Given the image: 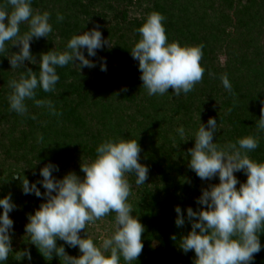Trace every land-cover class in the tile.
<instances>
[{
    "label": "trees",
    "instance_id": "trees-1",
    "mask_svg": "<svg viewBox=\"0 0 264 264\" xmlns=\"http://www.w3.org/2000/svg\"><path fill=\"white\" fill-rule=\"evenodd\" d=\"M1 1L10 10L7 0ZM56 3L58 6L50 7L44 0H31L34 13H50L53 29L48 37H41L47 41L38 54L64 51L73 35L97 27L103 39H109L110 46L97 49L95 56L86 54L94 62L93 68L82 67L79 71L71 63L57 67L59 81L54 92L36 90V98L51 100L56 111L62 113L59 116L51 115L47 107H36L32 100L26 101L28 113L24 116L10 110L6 96L10 91L8 82L18 79L28 68L38 76L40 58L29 67L11 69L10 49L6 47L0 53V125L4 124L0 135V199L11 193L16 208L9 213L14 222L10 235L22 241L7 261L0 264H60L55 254L50 261L46 260L35 245L26 242L28 215L34 214L46 198L24 194L21 182L12 178L17 174L27 176L30 184L36 183L43 193L45 190L38 181L43 179L40 169L45 165L56 166L59 157L74 152L91 161L100 143L117 138L138 140L140 163L149 169L145 184L140 186L135 184L134 174L127 176L132 185L128 201L133 206L132 215L138 216L145 226L143 252L133 264H194V251L184 253L179 248L181 237L191 230L186 209L200 210L203 206L197 199L202 189L219 183L218 176L201 180L188 167L187 151L194 147V133L201 123L207 127L211 117L218 124L213 141L220 145L258 135L259 146L249 156L264 162V132L256 130L264 102V0H56ZM133 7L144 8L143 16L127 20ZM111 12L120 21L107 26ZM151 12L165 17L169 43L204 45L203 80L187 94L176 96L169 88L164 95L150 96L143 87L139 62L133 59L130 50L141 38L138 29ZM57 13L63 15V21H57ZM55 33L60 37L58 42ZM34 41L36 49L34 46L33 49L37 52L39 39ZM57 43L60 47L55 48ZM106 56L113 59L112 64L102 71L101 60ZM222 74H227L235 95L223 87ZM32 116L36 119H31ZM94 124L100 127L94 130ZM181 126L185 129L184 140L176 131ZM38 135L43 136V142H38ZM54 173L55 170V177ZM234 175L240 183L246 182L243 171ZM176 206L185 217L181 227L175 224ZM2 211L0 208V214ZM108 216L113 221L115 213ZM173 235L175 241L171 239ZM260 243L261 251L250 264H264V232L260 233ZM57 245H63L70 256L81 255L78 246L69 247L59 239ZM25 249L30 251L31 260L27 257L16 260L15 253Z\"/></svg>",
    "mask_w": 264,
    "mask_h": 264
},
{
    "label": "clouds",
    "instance_id": "clouds-1",
    "mask_svg": "<svg viewBox=\"0 0 264 264\" xmlns=\"http://www.w3.org/2000/svg\"><path fill=\"white\" fill-rule=\"evenodd\" d=\"M7 5L11 6L10 10L7 6L0 7V53L7 50L6 42H11V46L19 47L18 52L8 57L11 69L23 68L26 60L35 64L30 41L48 37L52 32L50 13H34L31 0H7ZM63 19V15L57 13V21ZM164 20L158 12L148 14L146 22L138 29L141 38L130 50L131 55L139 62L140 79L148 95H164L169 88L176 96L187 94L203 80L204 45L169 43ZM25 23L28 30L21 34L20 26ZM105 44L109 41L103 39L97 27L73 35L64 51L41 54L38 76L28 68L18 79L8 82L12 90L8 96L10 110L24 116L28 113L26 101L32 100L36 107H47L51 115H62L51 100L37 99L36 90L55 91L59 81L57 67L63 68L70 63L79 71L82 67H95L82 49L87 50L88 56H95L96 50ZM101 70L106 71L103 63ZM220 80L232 93L227 74H222ZM260 112L257 133L264 132V102ZM176 131L184 140L185 129L181 126ZM217 131V121L210 117L207 127L201 123L194 133V147L187 151L188 167L201 180L218 176L219 183L202 189L197 199L203 206L200 210L186 209L191 230L181 237L179 248L184 253L194 251V264H250L254 255L261 251L260 233L264 232V162L254 161L249 156L258 148L259 137L247 135L234 143L220 145L213 141ZM37 139L43 142L42 135ZM140 154L141 147L136 139H107L96 148L94 159L81 163L83 178L69 172L62 179H56L53 171H58L57 166L49 163L41 168L43 179L38 183L42 184L43 193L24 175H15L12 179L21 182L24 194L34 193L36 197L46 198L34 214L28 215L26 242L35 245L46 260L50 261L55 254L60 264H133L137 261L144 248L145 226L138 216L132 215L133 206L128 202L132 185L127 176L134 174L137 186L145 184L149 169L140 163ZM239 171L246 174V182L240 183L234 175ZM0 208L3 210L0 214V262H5L13 253L10 230L14 222L9 213L16 205L11 193L0 199ZM175 212V224L181 227L185 224L184 214L179 206L175 207ZM111 213H115V230L97 244L86 229ZM81 231L86 233L83 238ZM58 239L69 247L78 246L81 255L70 256L63 245H57ZM171 239L175 241L176 236ZM25 257L31 260L27 249L15 253L16 260Z\"/></svg>",
    "mask_w": 264,
    "mask_h": 264
},
{
    "label": "rangeland",
    "instance_id": "rangeland-1",
    "mask_svg": "<svg viewBox=\"0 0 264 264\" xmlns=\"http://www.w3.org/2000/svg\"><path fill=\"white\" fill-rule=\"evenodd\" d=\"M44 3L49 5L50 7H54V5L58 4L56 3V0H44ZM44 4V5H45ZM0 7H4V3L0 0ZM144 13V8H136L133 7L129 13L127 14V20L129 19H138L141 18L143 16ZM109 15H111L112 17L109 18L110 23H108L107 26H109V24H117V21H120V17H114L113 12H111ZM28 30V25L25 24H21L20 26V32L21 34H23L24 32H26ZM55 39L58 42V40L60 39L59 35L55 33ZM35 38H33L32 41H30V50H31V54L34 57V59H39L41 57L40 50L44 49V43L47 41V39L45 38L43 40V38H39V45H37V49L38 51H34L33 46L35 47ZM105 41H109V39H106ZM57 45V46H56ZM55 45L56 47H60V45L57 43ZM6 47H8V49H10V53L11 55L14 52H18L19 51V47L18 46H11V42H6ZM105 48L109 47V44H105L104 45ZM36 49V47H35ZM102 50V48L98 49ZM82 51L84 52V55L87 58V50L86 49H82ZM99 53V52H98ZM87 54V55H86ZM101 55V54H100ZM112 58L110 56H106L105 59L101 60L106 66L107 64H112ZM222 62L225 61V57H223ZM32 63L30 61H24V67H29ZM224 64V63H223ZM11 89L9 92H7V97L9 96V94L11 93ZM2 123V122H1ZM98 126L100 127V125L98 124H94L93 128L95 130V127ZM4 128V124L2 123L0 125V135H2V129ZM70 153H68L67 155H63L62 157H59L60 159L56 160V166L58 168V171L55 170V178L57 179H62L64 177V175H66L69 172H75L79 177L83 178L84 177V173L81 171L80 165L82 162H86L89 161L87 159V157H84L83 154H77V153H73V155H69ZM27 177V176H25ZM28 178V177H27ZM136 188V187H135ZM44 202V201H42ZM41 202V203H42ZM13 229V228H12ZM115 227H114V220L112 221L109 216H106L104 218H102L101 220L96 221L94 224L89 225V227L86 229V231L88 232L89 236H91V238L94 240L95 243L99 244L100 241L103 238L109 237L112 235V233L114 232ZM81 233L85 234L86 233L84 231H81ZM12 248L16 249L19 247V245L22 243L21 238L14 236L12 241ZM155 246L158 245V242L154 243Z\"/></svg>",
    "mask_w": 264,
    "mask_h": 264
}]
</instances>
